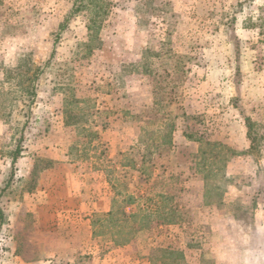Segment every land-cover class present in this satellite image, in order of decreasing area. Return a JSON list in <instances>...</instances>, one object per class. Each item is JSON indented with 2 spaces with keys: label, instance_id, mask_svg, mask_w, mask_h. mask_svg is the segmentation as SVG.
<instances>
[{
  "label": "rangeland",
  "instance_id": "rangeland-1",
  "mask_svg": "<svg viewBox=\"0 0 264 264\" xmlns=\"http://www.w3.org/2000/svg\"><path fill=\"white\" fill-rule=\"evenodd\" d=\"M131 160L182 221L83 246L55 164ZM0 210V264H264V0H0Z\"/></svg>",
  "mask_w": 264,
  "mask_h": 264
},
{
  "label": "trees",
  "instance_id": "trees-1",
  "mask_svg": "<svg viewBox=\"0 0 264 264\" xmlns=\"http://www.w3.org/2000/svg\"><path fill=\"white\" fill-rule=\"evenodd\" d=\"M247 126L248 128L250 127L249 123ZM185 137L188 139L191 138L190 135L186 134ZM133 149L134 148H131L129 150ZM144 162V157H142L141 164H144ZM119 165L126 170L122 171V176L127 185V192L126 195L122 197L121 201H119L118 193H116V186L109 180L113 194L111 206L108 212L102 213L93 218L91 225L92 238L94 240H101L100 231L103 223H105V228L110 233L111 238H109V241L113 245L118 246L127 244L136 232L150 227L153 223L169 226L182 221V215L185 211L178 205H173L169 208H167L166 205H163L162 207H154L156 204H151L152 200L150 198L148 199L144 197V194L138 195L137 193L138 181H136V179L140 182H147L150 175L156 171L155 166L152 165L148 173H145L144 165H142V168L139 166L137 167L135 161L132 160L129 165H124L120 162ZM134 177H136V179H134ZM141 177H146L147 180L142 179ZM163 198L166 199L168 197ZM140 200H143L142 204H139ZM0 217H2L1 210ZM174 252L177 256L181 257L180 252Z\"/></svg>",
  "mask_w": 264,
  "mask_h": 264
},
{
  "label": "crops",
  "instance_id": "crops-1",
  "mask_svg": "<svg viewBox=\"0 0 264 264\" xmlns=\"http://www.w3.org/2000/svg\"><path fill=\"white\" fill-rule=\"evenodd\" d=\"M78 162H62V163H56L55 164V170L53 171L52 176H57L59 177V175L61 174V172H63V176H65L66 178H74V182L73 183L74 187L71 188L69 190L70 195L69 196H73L72 198H75L77 201V206L74 207V209L71 210V215L72 217H74V219H76V221L81 220V222L83 223L82 225H87V227L90 228L88 237L86 242H82L83 246L87 245L86 243L90 242V240L92 239V220L93 218L98 215V214H102V213H97L98 210H96V206H98L99 200H97L100 196V192L99 189L96 187V182H95V176H97L95 173V169L92 168L90 169L89 175L91 176V178H94L92 181L89 178V181H87L86 179V174H82L78 168H76V166L78 165ZM91 181V182H90ZM68 182V181H67ZM88 183H91V185L89 186ZM92 193V199L86 200L84 197L87 196L88 193ZM110 195L113 197L111 188H110ZM111 197V200H112ZM93 200V203H92ZM111 206V205H110ZM110 206L107 210H105L104 213L108 212L110 209ZM94 208V209H91ZM98 208V207H97ZM100 212V211H98ZM93 240V239H92ZM90 258V257H89ZM93 259H95V256L93 257Z\"/></svg>",
  "mask_w": 264,
  "mask_h": 264
}]
</instances>
